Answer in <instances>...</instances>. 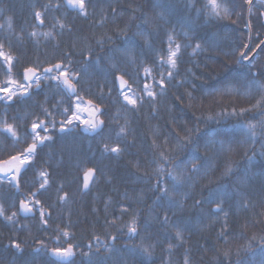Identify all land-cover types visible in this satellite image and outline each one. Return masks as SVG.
I'll return each mask as SVG.
<instances>
[{
	"label": "trees",
	"instance_id": "obj_1",
	"mask_svg": "<svg viewBox=\"0 0 264 264\" xmlns=\"http://www.w3.org/2000/svg\"><path fill=\"white\" fill-rule=\"evenodd\" d=\"M64 1L0 0V51L12 57H0V87L13 81L22 92L28 69L42 81L23 103H0V162L25 158L35 122L51 137L35 141L21 174L0 178V261L63 264L55 250L71 247L67 264H264V8L253 4L241 60L249 0H84L86 14ZM122 49L130 52L114 51ZM57 64L77 96L48 78ZM83 99L105 122L95 137L79 129ZM177 164L188 178L172 197L182 210L153 191L157 180L172 187ZM212 190L216 202L197 207ZM132 246L150 255L131 261Z\"/></svg>",
	"mask_w": 264,
	"mask_h": 264
},
{
	"label": "snow or ice",
	"instance_id": "obj_2",
	"mask_svg": "<svg viewBox=\"0 0 264 264\" xmlns=\"http://www.w3.org/2000/svg\"><path fill=\"white\" fill-rule=\"evenodd\" d=\"M69 4L73 5V6H77L79 11L82 14H86L85 13V2L84 0H68ZM250 2V0H249ZM189 4L191 6L190 0H189ZM213 4H215V0H213ZM199 11V10H198ZM34 17L35 19L40 22L43 23V18L41 16V13L39 12H35L34 13ZM139 35H143L142 33H140ZM184 35H187V33H185ZM170 43H171V38H170ZM209 44L211 46V41H209ZM0 47H2V45H0ZM198 49L200 48V45L197 44L196 46ZM179 48L180 46L177 45L176 46V50L173 51L171 48H169V59H168V63L172 66L175 67L176 64V57H177V53L179 52ZM114 51H120L122 52V54L127 55L130 50L129 49H122V50H114ZM0 57H2L6 62H8L9 64H11L12 61V57L10 56H6L2 51H0ZM112 57H109V60H111ZM240 59L244 60L247 59V54L244 52H241L240 54ZM240 60L237 61V63H239ZM113 67H115V65H113ZM54 68L57 71V75H50L48 78L50 80L53 81H57V86L59 87L61 84L64 85L68 90L74 92L75 91V86L71 83V77H70V73L68 70L64 69V67L60 64H57L54 66ZM53 71V69H46L45 72L46 73H51ZM29 72H33V69H28L25 72V80H32L34 79L35 83L37 86L40 85V83L42 82L39 76H35V74L33 75V77H29L28 73ZM171 73H169V77L171 78ZM75 77L78 78L79 74H74ZM119 79V78H118ZM77 82H79V80L77 79ZM161 86H163V79L160 82ZM23 88L22 92H17L15 89H12L10 87H0V93H2L3 95H0V101H6L8 104H14V103H23L24 98L25 97H29L31 95L29 88L28 87H24L21 86ZM147 91V88L145 89ZM148 96L152 97L153 93L148 91ZM124 99L126 101H128L129 104L135 105L136 104V100L135 99H131L129 98L127 95H124ZM72 119H68L67 120V124L71 125L72 124ZM103 124V121H99L97 123H94L92 125H90L91 129L95 130L97 128L100 127V125ZM249 128H253V126H249ZM9 132H11V128L9 127L7 129ZM39 130H45V125L41 122H35L31 125V129L30 131L27 133L28 136H31L34 139V143L29 147V149L27 150V153L25 154V158L24 159H20V157H14V159L19 160L21 165H26L28 163V157L35 155V150L37 148V143L35 141H38L39 144H45L47 141L51 140L50 136H41L39 135ZM62 132L64 131H71L72 129L69 127L67 129H65L63 126H61L60 129ZM87 130V129H86ZM123 133V129L121 130V134ZM121 134H118L121 135ZM14 135V133H13ZM191 142V141H189ZM183 147V145L181 146ZM205 150L207 151L209 148L212 147V141H208L204 144ZM106 152L109 151V149L107 148V146H105L104 149ZM111 153L119 155L121 152V149L119 146L117 147H113L110 149ZM176 169L178 170L177 175H172L171 173L169 174L172 179L175 181V183L172 185L171 188L169 187H162L163 181L161 180H157V183L153 189L154 193L157 194V200L158 201H163L164 199L168 200V203L170 205V207H176L178 209L182 210V203L180 201H175L172 199L173 195L177 192V184H180L182 182H185L188 178L185 176L184 171L180 170V165L177 164ZM90 172L92 170H89ZM191 171L193 172H199L200 171V166H197L195 163H193V167L191 169ZM87 175L85 176V188H87L88 183H87ZM41 187L43 188L44 185H41ZM220 193L218 190H212L209 192L208 197L203 200V201H197L196 202V206L197 207H202L204 204H212L216 202V197L219 196ZM37 204L39 203V201L36 202ZM20 209L23 211H31V208L28 207V205L24 202L21 201L20 203ZM216 212H220L223 211V208L220 207L219 205H217V208L214 210ZM0 213H2V209H0ZM43 212H41V216L43 217ZM13 216H15V213H13ZM6 219L11 220L12 217H6ZM45 223H47V221H44ZM164 225H168L169 224V219L167 216H165L163 218V220L161 221ZM174 227H178L177 225H173ZM128 232H129V236L130 238L134 235H138V230H137V226H136V222L135 220L133 221L132 225L129 226L128 228ZM180 233L179 231H177V236H179ZM113 239H116V237H113ZM16 249L20 248L19 244H14L13 245ZM55 252L58 255H63V256H68L71 255V247H69L68 249H65L63 252H61L60 249H56ZM148 254L150 255V252L148 251L147 248H137L136 246H132L130 248H128V257L129 260L131 261H135L137 254ZM0 264H3V261H0ZM124 264H127V262H124Z\"/></svg>",
	"mask_w": 264,
	"mask_h": 264
},
{
	"label": "water",
	"instance_id": "obj_3",
	"mask_svg": "<svg viewBox=\"0 0 264 264\" xmlns=\"http://www.w3.org/2000/svg\"><path fill=\"white\" fill-rule=\"evenodd\" d=\"M253 1L254 0H252L251 3L249 4L248 12H247V24H248V27H249V44H248L247 49L245 50L244 53L247 52V50H248V48L250 46V42H251V34L252 33H251V29H250L249 18H250L251 7H252V4H253ZM64 2H65L66 7H68V8H74L75 7V6L71 5V4H69L68 0H65ZM76 10L79 11L78 7H76ZM262 16L264 18V14H262ZM52 69H53V71H56L54 66L52 67ZM29 73H32L33 75L34 74L36 75L38 72L33 70V72H29ZM118 78L119 79H117V84H118V86L120 88H124L125 86H127L128 82L122 76H120ZM71 83H72V81H71ZM74 86H75V91L74 92L68 90L65 86H63V88L70 96H75V95L78 94V89H77L76 85H74ZM84 103L86 104L85 115L89 116L90 115V108L95 106V105H94L93 102H91L89 100H84ZM99 121H102V120L100 118H98L97 122H99ZM104 126H105V123L103 121V124H101L100 127L95 129V130H91L87 126H82L80 128V131L83 134H85V135L93 137V136H96L97 134H99L100 132H102L103 129H104ZM22 171H23V167L22 166H18L15 160H11V161H8V162H0V175L3 178H6L9 175L14 174V173L21 174ZM26 204L28 205V203H26ZM28 207L30 208L29 205H28ZM20 213L23 216H25V217H30L33 214V210L31 209V211H23V210L20 209ZM74 258H75V255L73 254V249H71V255L63 256L62 262L66 264V263H69L70 261H72Z\"/></svg>",
	"mask_w": 264,
	"mask_h": 264
},
{
	"label": "flooded vegetation",
	"instance_id": "obj_4",
	"mask_svg": "<svg viewBox=\"0 0 264 264\" xmlns=\"http://www.w3.org/2000/svg\"><path fill=\"white\" fill-rule=\"evenodd\" d=\"M257 3L258 5H259V7L260 8H264V0H255L254 1V3ZM262 13H264V11H261V20H263L262 19ZM28 76L29 77H33V75H31V74H29L28 73ZM56 82V81H55ZM35 84V81H34V79H32V80H25V83H24V87H32L33 85ZM7 87L9 86V85H6ZM22 88V87H21ZM23 89V88H22ZM0 95H3L2 93H0ZM1 102H4V101H0V103ZM5 103H7L6 101H5ZM85 120V119H84ZM84 122V121H83ZM86 122V121H85ZM92 124H94V121H93V118L90 120V125H92ZM82 125V123L79 125V127Z\"/></svg>",
	"mask_w": 264,
	"mask_h": 264
},
{
	"label": "rangeland",
	"instance_id": "obj_5",
	"mask_svg": "<svg viewBox=\"0 0 264 264\" xmlns=\"http://www.w3.org/2000/svg\"><path fill=\"white\" fill-rule=\"evenodd\" d=\"M8 87H10L12 89L16 88V86L14 84H12V83H10V85ZM78 108H79V111H78L79 117H80L81 120H83V118H84L83 112H84L85 107H84L83 104L78 103Z\"/></svg>",
	"mask_w": 264,
	"mask_h": 264
}]
</instances>
